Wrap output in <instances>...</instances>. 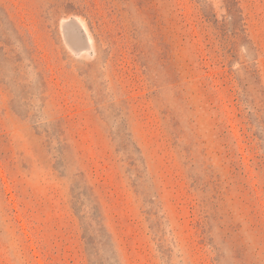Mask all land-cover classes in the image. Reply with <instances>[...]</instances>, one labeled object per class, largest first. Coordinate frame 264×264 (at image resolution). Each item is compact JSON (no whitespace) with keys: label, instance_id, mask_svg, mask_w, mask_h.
I'll return each instance as SVG.
<instances>
[{"label":"rangeland","instance_id":"obj_1","mask_svg":"<svg viewBox=\"0 0 264 264\" xmlns=\"http://www.w3.org/2000/svg\"><path fill=\"white\" fill-rule=\"evenodd\" d=\"M0 264H264V0H0Z\"/></svg>","mask_w":264,"mask_h":264},{"label":"trees","instance_id":"obj_2","mask_svg":"<svg viewBox=\"0 0 264 264\" xmlns=\"http://www.w3.org/2000/svg\"><path fill=\"white\" fill-rule=\"evenodd\" d=\"M248 138H250V137L248 136ZM250 229H253V226H250ZM242 257H243V255H242Z\"/></svg>","mask_w":264,"mask_h":264}]
</instances>
